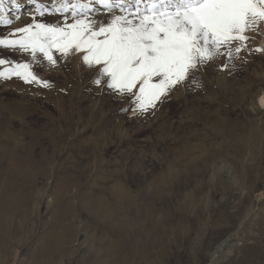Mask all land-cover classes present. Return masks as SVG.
Returning a JSON list of instances; mask_svg holds the SVG:
<instances>
[{
    "label": "rangeland",
    "instance_id": "obj_1",
    "mask_svg": "<svg viewBox=\"0 0 264 264\" xmlns=\"http://www.w3.org/2000/svg\"><path fill=\"white\" fill-rule=\"evenodd\" d=\"M35 22L64 19L50 12L25 26ZM12 31L0 26L4 36ZM245 35L239 53L233 41L232 57L217 54L199 65L143 113L134 98L93 82L100 66L84 63L83 52L52 49L53 65L42 53L34 59L0 48V58L30 63L50 84L0 78V264H111L113 224L99 201L113 202L116 186L137 198L188 137L202 139L198 165L158 181L166 186L155 199L156 217H171L167 233L149 234L123 264H264V21ZM216 115L248 131L210 133ZM123 130L130 139H121ZM227 237L234 239L216 258Z\"/></svg>",
    "mask_w": 264,
    "mask_h": 264
},
{
    "label": "snow or ice",
    "instance_id": "obj_2",
    "mask_svg": "<svg viewBox=\"0 0 264 264\" xmlns=\"http://www.w3.org/2000/svg\"><path fill=\"white\" fill-rule=\"evenodd\" d=\"M51 12L64 15L63 25L35 22L0 33V48L37 53L55 65L52 49L62 55L83 52V62L99 65L94 83L134 98L136 109L147 112L178 83L188 78L217 54L233 56L249 39L248 30H258L264 21V0H48ZM6 4L17 10L35 4L43 16L48 6L38 0H0V25L13 21ZM96 5L111 14L110 22L91 18ZM117 12L121 14H116ZM69 16L72 23H68ZM222 46H229L224 53ZM262 51V49H256ZM0 78L13 76L25 82L50 87L30 63L0 58ZM227 67V65H225ZM195 77H193L194 79Z\"/></svg>",
    "mask_w": 264,
    "mask_h": 264
},
{
    "label": "bare ground",
    "instance_id": "obj_3",
    "mask_svg": "<svg viewBox=\"0 0 264 264\" xmlns=\"http://www.w3.org/2000/svg\"><path fill=\"white\" fill-rule=\"evenodd\" d=\"M20 2H23V0H20ZM40 2L45 3L49 8V11L46 12L43 16L39 15V13L36 12L35 4H26L25 6L28 7L26 9L25 14L22 13L23 10L25 9V6L17 10L14 5L6 4L5 15L9 19H12L13 22L10 25H0V26H6L7 28L14 30L17 28L25 27V25L30 20L31 21L35 20V17L36 18L46 17L51 12V4L48 3V0H38V3ZM96 7L99 8L100 11L99 12L94 11L89 13L91 18H94L97 21L111 19V14L104 11L102 6L96 5ZM116 14H121V13L117 12ZM58 15L61 16L62 19H64L63 16L67 14L62 15L58 13ZM68 21L69 23L73 22L70 16L68 18ZM263 43H264V39H263ZM234 45L235 44L232 43V46ZM260 103L264 107V97H261ZM210 124L211 125L209 127V130L211 129L213 130V131L211 130L210 133H215L220 129H227L228 131H230V134H234L235 131L238 129H242V131L244 132L248 131V129L244 126L240 127L235 123H231L229 121L225 122V119L220 115H216L213 118V120L210 122ZM130 137L131 136L125 130L122 131L121 133L122 140H128L130 139ZM176 142L178 141L176 140ZM179 143L182 145L179 146L178 149L176 150L177 154L175 153L176 156H174V160L172 159L173 161L170 164L169 163L167 164L168 168L154 182L146 185L143 190H139V194L137 198H132L129 190H125L120 188L119 186H116L112 191L113 202L105 201L103 199L99 201L100 212L101 213L103 212L106 215H108L110 221L113 224L112 225L113 232L110 233L112 249L109 253L110 255L107 257L106 262H110L112 264V262L115 261L114 256L117 255L121 259L123 264L127 260V256L125 255L126 251H131L134 249L137 250L138 247L145 248L146 245H142L143 239L147 238L149 234H152L155 231H159V235L163 236L167 233L169 226L171 225L170 221H172V219L170 216L166 218L163 217L164 221H161L159 218H157L158 208L155 206V199L161 195L162 189L166 186V184L165 183L161 184L158 181L172 179L173 177H175L177 172L180 173L182 172L189 175L191 173L190 168L192 166L196 167L199 163V158L201 157L200 154L202 148V139L200 137L183 138L180 142H178V144ZM20 147H21L20 144H14V152H17ZM176 151L174 150V152ZM27 163H29V161H27ZM27 170H29L28 164L24 165L21 168V172H25ZM195 172H199V170L195 169ZM228 177L230 179L233 178L232 172L228 173ZM60 196L61 198L66 197V193L61 191ZM121 207L123 209H121ZM61 211L64 212V215L69 212L66 209ZM137 224H138L139 232L135 233L136 231L134 232V230ZM241 226L242 224L240 225V228ZM133 233L134 235L136 234L137 236L140 237L139 241H136L135 238L136 236L133 237ZM63 236L64 235L62 234L57 236L54 239L55 244L62 243L64 240L62 238ZM233 239L234 237H227L224 240V242L214 251L213 253L214 256L216 258H219L222 254H224L225 249ZM98 263H100L99 260Z\"/></svg>",
    "mask_w": 264,
    "mask_h": 264
}]
</instances>
